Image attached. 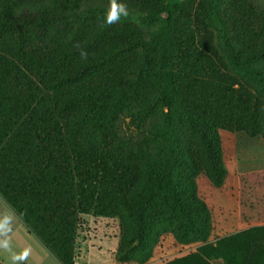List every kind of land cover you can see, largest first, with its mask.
I'll return each mask as SVG.
<instances>
[{"label":"trees","instance_id":"16d2710c","mask_svg":"<svg viewBox=\"0 0 264 264\" xmlns=\"http://www.w3.org/2000/svg\"><path fill=\"white\" fill-rule=\"evenodd\" d=\"M261 61L264 0H0V198L59 264L84 215L118 220L117 263L171 234L201 245L166 264H264V226L208 242L196 183L224 184L220 131L264 140Z\"/></svg>","mask_w":264,"mask_h":264},{"label":"rangeland","instance_id":"374dc122","mask_svg":"<svg viewBox=\"0 0 264 264\" xmlns=\"http://www.w3.org/2000/svg\"><path fill=\"white\" fill-rule=\"evenodd\" d=\"M173 1L185 2L188 0ZM190 1H194L195 4L198 0ZM253 1L258 4L262 3V0ZM96 6H99L100 9L106 8L104 5H91L92 8ZM100 19L103 21L111 20L120 24L132 23L148 31H155L159 26L156 23L146 22L140 12L123 8L116 9L112 15ZM259 67L264 71V61H261ZM125 128L124 125L123 129ZM219 135L223 160L227 169L226 179L222 187L213 189L203 175L198 176L196 179L198 194L209 207L211 215H238L239 219L236 225H233L225 234L214 233V239L223 238L251 227L264 226V140L260 137H250L243 132L220 131ZM10 215L15 214L0 198V224L2 228L5 229L13 225ZM91 217L93 216L84 215L82 217L83 220L75 242V260L77 259L76 247L79 239H88L90 232L88 221ZM94 218L96 220L103 219V217ZM107 219L104 221L105 226L115 227L117 231L118 220L115 218ZM215 264L221 263L216 262Z\"/></svg>","mask_w":264,"mask_h":264},{"label":"crops","instance_id":"0c3cea01","mask_svg":"<svg viewBox=\"0 0 264 264\" xmlns=\"http://www.w3.org/2000/svg\"><path fill=\"white\" fill-rule=\"evenodd\" d=\"M10 219L13 225L4 229L0 224V264H59L16 215H10ZM106 219L100 221L90 218L88 239H79L74 264H137L114 261L119 228L116 231L115 227H106ZM238 219V215H211L212 234H225L236 225ZM200 245H179L171 234H165L153 249L151 258L144 264H166L175 257L194 251Z\"/></svg>","mask_w":264,"mask_h":264},{"label":"built area","instance_id":"2783aa9c","mask_svg":"<svg viewBox=\"0 0 264 264\" xmlns=\"http://www.w3.org/2000/svg\"><path fill=\"white\" fill-rule=\"evenodd\" d=\"M213 235L214 234H212V226H211V233H210V237L208 238V242H210V243H215L216 242L217 239H214Z\"/></svg>","mask_w":264,"mask_h":264}]
</instances>
